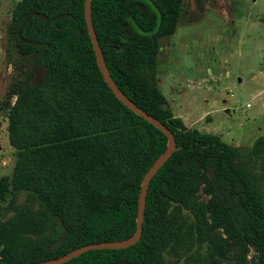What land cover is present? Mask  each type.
<instances>
[{"label":"trees","instance_id":"trees-1","mask_svg":"<svg viewBox=\"0 0 264 264\" xmlns=\"http://www.w3.org/2000/svg\"><path fill=\"white\" fill-rule=\"evenodd\" d=\"M184 2L92 0L114 81L174 133L177 149L150 181L139 241L89 250L62 264H165L169 216L185 208L196 219L198 238L219 254L235 246L239 264H246V251L254 248L264 264V187L245 152L175 117L158 85L160 39L176 31ZM9 31L29 69L8 93L9 138L18 153L13 175L0 177V264L48 260L88 243L131 237L143 178L168 136L105 81L85 0H20ZM251 152L264 153V138ZM202 187L206 204L196 198ZM21 193L24 208L17 203Z\"/></svg>","mask_w":264,"mask_h":264},{"label":"rangeland","instance_id":"rangeland-1","mask_svg":"<svg viewBox=\"0 0 264 264\" xmlns=\"http://www.w3.org/2000/svg\"><path fill=\"white\" fill-rule=\"evenodd\" d=\"M19 1L0 0V177L13 175L18 153L9 138L8 93L12 84L26 80L29 69L28 56L20 53L9 31ZM160 45L158 85L175 117L181 114L187 126L206 131L201 125L210 114L202 112L209 111L232 126L237 134L230 144L245 152L264 187V153L248 156L264 138V0H185L176 31L162 37ZM42 74L40 67L35 78ZM196 195L208 203L203 187ZM26 196H17L21 207ZM169 217L172 239L165 264H239L235 246L219 254L198 238L190 210ZM244 261L259 264L258 252L249 248Z\"/></svg>","mask_w":264,"mask_h":264},{"label":"water","instance_id":"water-1","mask_svg":"<svg viewBox=\"0 0 264 264\" xmlns=\"http://www.w3.org/2000/svg\"><path fill=\"white\" fill-rule=\"evenodd\" d=\"M85 17L87 22L88 31L93 43V47L96 53L97 62L99 68L104 76L105 81L108 83L109 87L112 89L113 93L117 96V98L122 101L125 105H127L131 110L135 113L141 115L151 123H153L157 128L163 131L169 138L168 145L166 150L157 158V160L152 164L150 169L147 171L146 175L143 178L141 184V192L139 196V205H138V216H137V229L135 233L123 240L116 241H101V242H93L82 245L80 247L75 248L74 250L56 258L25 263V264H62L78 255L93 249H101V248H126L129 247L139 241L143 232V222L145 218V209H146V201L148 188L150 185L151 179L157 173V171L162 167V165L170 158L173 152L177 149V143L174 133L158 118L153 115L147 113L141 107H139L136 103H134L116 84L114 81L110 70L106 64L104 54L102 48L100 46L99 40L97 38V34L94 28L93 19H92V0H85Z\"/></svg>","mask_w":264,"mask_h":264},{"label":"crops","instance_id":"crops-1","mask_svg":"<svg viewBox=\"0 0 264 264\" xmlns=\"http://www.w3.org/2000/svg\"><path fill=\"white\" fill-rule=\"evenodd\" d=\"M227 111L229 112L230 110L227 109ZM202 113H205V115L210 114V118L208 119L206 124L201 125V127L203 129H206V131H201V132L212 133V134H221V135H223V136H221L222 139L229 144L231 143V141L235 140L234 137L237 133L236 134L234 133L232 126H228V124L224 120L217 118V116L215 117L213 115V113H211L209 111H204ZM178 116L184 122H186L185 117L183 115L179 114ZM187 123L188 122H186L185 124L187 125ZM201 127H199V129H201ZM240 128H241V124L239 125L238 129H240Z\"/></svg>","mask_w":264,"mask_h":264},{"label":"built area","instance_id":"built-area-1","mask_svg":"<svg viewBox=\"0 0 264 264\" xmlns=\"http://www.w3.org/2000/svg\"><path fill=\"white\" fill-rule=\"evenodd\" d=\"M247 106H250V103H248Z\"/></svg>","mask_w":264,"mask_h":264}]
</instances>
